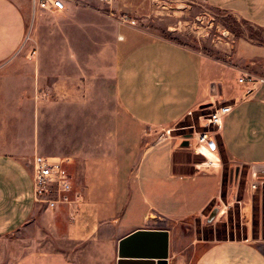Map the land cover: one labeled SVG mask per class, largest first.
Wrapping results in <instances>:
<instances>
[{
    "label": "crops",
    "instance_id": "crops-1",
    "mask_svg": "<svg viewBox=\"0 0 264 264\" xmlns=\"http://www.w3.org/2000/svg\"><path fill=\"white\" fill-rule=\"evenodd\" d=\"M194 1L264 27V0ZM121 9L0 0V241L34 217L46 232L13 264H155L119 253L137 230L166 232V264H264V243L174 227L212 203L221 172L195 162L179 169L184 137H154L196 105H230L216 140L254 178L264 166V84L246 92L238 68L148 37ZM34 155L66 161L73 202L44 210L35 202Z\"/></svg>",
    "mask_w": 264,
    "mask_h": 264
},
{
    "label": "rangeland",
    "instance_id": "rangeland-1",
    "mask_svg": "<svg viewBox=\"0 0 264 264\" xmlns=\"http://www.w3.org/2000/svg\"><path fill=\"white\" fill-rule=\"evenodd\" d=\"M187 1L143 0L140 3L139 0H117L123 9L118 14L133 19L131 25L150 38L169 40L191 54L236 67L240 74L245 71L264 77V27L236 17L228 10ZM136 5L138 9H134ZM229 76L233 84L237 75L231 72ZM212 110L213 107L196 105L180 120L164 129L157 128L154 133V137L159 138L167 133L184 137L193 131H205L218 148L212 156L217 159L221 172V186L216 197L200 214L172 224L182 228L183 232L186 228L194 231L205 240L246 238L264 243V166L258 167L260 172L252 178L247 176L246 166L230 160L216 140L217 127L206 123L205 118ZM181 149L183 152L176 159L179 169L190 170V163L205 160L201 155ZM42 205V210L47 208ZM35 219L31 217L27 224L4 235L0 241V264H13L27 247L38 242L39 235L46 232L43 218Z\"/></svg>",
    "mask_w": 264,
    "mask_h": 264
},
{
    "label": "built area",
    "instance_id": "built-area-1",
    "mask_svg": "<svg viewBox=\"0 0 264 264\" xmlns=\"http://www.w3.org/2000/svg\"><path fill=\"white\" fill-rule=\"evenodd\" d=\"M64 0H30L31 9L60 11L63 8ZM106 6L113 5L117 0H93ZM133 24V20H128ZM27 37V36H26ZM25 37V39H26ZM237 82L245 86L246 92L255 91L259 86L264 84V77L257 76L253 73L242 71L237 77ZM230 110V105H218L205 118L206 123L213 124L219 129L221 119ZM187 141L185 149L188 152L201 155L204 157L203 164L217 165V159L213 158L209 163L206 155H213L217 150L215 140L205 131H193L184 136ZM65 160L50 161L48 158L34 155L31 166V182L33 189V198L35 202L44 204L47 208L52 209L58 205L69 204L71 201V177L64 167Z\"/></svg>",
    "mask_w": 264,
    "mask_h": 264
},
{
    "label": "water",
    "instance_id": "water-1",
    "mask_svg": "<svg viewBox=\"0 0 264 264\" xmlns=\"http://www.w3.org/2000/svg\"><path fill=\"white\" fill-rule=\"evenodd\" d=\"M180 146H187L183 140ZM213 215V214H212ZM211 215V216H212ZM167 234L165 231H143L137 230L118 242L119 253L142 254L145 258H156L155 264H166ZM133 264H154L152 260H137Z\"/></svg>",
    "mask_w": 264,
    "mask_h": 264
},
{
    "label": "bare ground",
    "instance_id": "bare-ground-1",
    "mask_svg": "<svg viewBox=\"0 0 264 264\" xmlns=\"http://www.w3.org/2000/svg\"><path fill=\"white\" fill-rule=\"evenodd\" d=\"M206 155V158H207V161H212V158L209 157V154L208 153H204Z\"/></svg>",
    "mask_w": 264,
    "mask_h": 264
}]
</instances>
